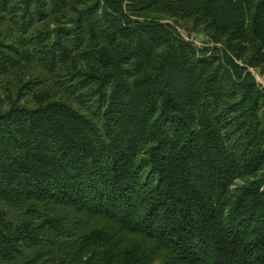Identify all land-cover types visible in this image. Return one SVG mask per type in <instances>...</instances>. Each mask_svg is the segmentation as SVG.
Returning a JSON list of instances; mask_svg holds the SVG:
<instances>
[{
    "label": "trees",
    "instance_id": "trees-1",
    "mask_svg": "<svg viewBox=\"0 0 264 264\" xmlns=\"http://www.w3.org/2000/svg\"><path fill=\"white\" fill-rule=\"evenodd\" d=\"M253 68L264 0H0V264H264Z\"/></svg>",
    "mask_w": 264,
    "mask_h": 264
},
{
    "label": "rangeland",
    "instance_id": "rangeland-1",
    "mask_svg": "<svg viewBox=\"0 0 264 264\" xmlns=\"http://www.w3.org/2000/svg\"><path fill=\"white\" fill-rule=\"evenodd\" d=\"M185 38H189L193 42H197L201 45L202 43V35H189L187 36L186 34L183 35ZM254 74V73H253ZM255 81L260 85V88H264V74H261L260 76H257L254 74Z\"/></svg>",
    "mask_w": 264,
    "mask_h": 264
},
{
    "label": "water",
    "instance_id": "water-1",
    "mask_svg": "<svg viewBox=\"0 0 264 264\" xmlns=\"http://www.w3.org/2000/svg\"><path fill=\"white\" fill-rule=\"evenodd\" d=\"M183 35H185V32H182ZM252 72L257 75V76H260L261 75V72L258 68H253L252 69Z\"/></svg>",
    "mask_w": 264,
    "mask_h": 264
}]
</instances>
